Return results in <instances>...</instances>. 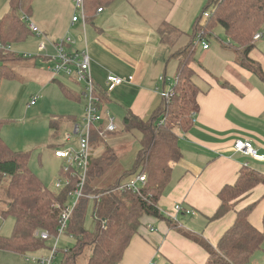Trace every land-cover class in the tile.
Wrapping results in <instances>:
<instances>
[{
  "label": "crops",
  "instance_id": "crops-1",
  "mask_svg": "<svg viewBox=\"0 0 264 264\" xmlns=\"http://www.w3.org/2000/svg\"><path fill=\"white\" fill-rule=\"evenodd\" d=\"M206 2L207 0H112L101 7V12L93 11L86 15V23L83 25L80 21L71 22L75 10L70 0L67 8L56 0H51L40 10L36 9L33 15L31 11L29 16L34 18L35 23L31 22L41 31L43 39L38 40L31 34L29 36L38 41L36 49L41 42H55L69 36L74 42L69 47L70 51L86 50L90 57L92 80L103 94L100 104L103 118L111 116L119 124L113 114L124 118L131 113L146 121L162 102L159 97L162 89L159 78L166 76L170 84V78L175 79L178 62L171 56L190 42L194 22ZM7 12L8 0L0 18ZM164 27L175 31L167 33L165 40L161 41L159 32ZM259 32L262 37L253 41L254 47L249 58L257 62L264 73V27ZM173 36H176L175 39ZM210 49V46L207 50L201 48L203 56L200 61L194 58L192 64V81L194 83V79L196 80L194 84L200 90L197 96L199 110L194 115L188 132L175 131L181 157L171 164L169 182L157 203L166 220L142 217L140 228L132 237L119 264H204L207 257L204 249L184 237L182 232L198 234L214 246L231 227L235 217L233 212H229L219 219L210 220L219 206L217 194L220 189L234 184L238 172L245 164L264 175V82L238 66L235 53L221 46L218 50ZM49 52L53 53L50 49ZM38 59L48 64L43 61L42 56ZM170 59H174L176 63L171 75L168 71ZM21 60L35 66L34 61L24 58ZM108 74L123 79L131 77L132 81L106 93L105 78ZM60 78L66 79L64 84L53 76L51 83L57 84L63 99L80 104L83 84L73 78ZM72 86L77 89L78 94L72 90ZM168 86L165 85V88ZM68 121L70 129L80 125L73 118ZM122 127L123 121L120 125L121 129ZM55 128L60 127L57 124ZM237 140L249 141L257 155L244 157L236 153L233 145ZM55 149L51 150L52 155ZM91 156L97 157L93 146ZM53 158L62 161L54 155ZM254 202L257 204L248 221L257 230H262L263 186H256L241 197L235 203L234 210H240ZM177 204L193 210L197 216L176 214L174 207ZM186 217L191 219L187 220ZM151 228L155 231L151 232ZM7 234L2 237H7ZM42 252L40 249L22 256L0 250V264H40L30 259L46 257ZM248 264H264V243Z\"/></svg>",
  "mask_w": 264,
  "mask_h": 264
},
{
  "label": "trees",
  "instance_id": "trees-1",
  "mask_svg": "<svg viewBox=\"0 0 264 264\" xmlns=\"http://www.w3.org/2000/svg\"><path fill=\"white\" fill-rule=\"evenodd\" d=\"M32 1L8 0V12L0 18L2 44H16L30 35L21 17L30 16ZM111 1L84 0L86 15L102 9L103 5ZM205 12L209 13V17L201 25ZM217 26L221 28L226 42L223 43L218 37L216 42L237 55L238 66L264 82L260 65L249 58L254 47L253 36L264 27V0H207L194 22L190 42L177 55L171 56L178 62L174 96L168 101H162L157 111L146 121L131 113L122 120L125 131H136L139 134V149L131 167L124 170L112 184L97 188L95 182L118 161L115 153L105 147L100 156H90L83 197L72 210L65 231L73 239L74 246L66 249L69 254L63 256L59 264H77L76 260L85 249H89L91 253L88 264H119L125 249L140 228L142 217L166 220L157 203L169 182L171 164L181 157L175 131L188 132L192 127L193 117L199 110L197 96L200 90L192 81V64L196 51L192 40L201 31L202 38L208 43ZM171 31L175 30L169 27L160 30L161 41ZM0 54L22 59L10 52ZM2 77L13 78L11 72L0 64V79ZM61 89L67 93L63 87ZM96 95L101 102L103 94L97 87ZM158 120L163 121L161 126H157ZM2 125L0 123V127ZM98 139V131L92 130L90 145L93 146ZM28 161L27 153L11 151L0 138V218L10 217L14 222L12 235L0 237V250L22 256L45 247L46 242L38 237L40 232H46L51 237L57 235L61 216L67 209L68 198L74 190L71 183L78 182L75 177H69L70 184L57 193L51 192L31 172ZM136 174L146 176V183L139 193L116 190L127 178ZM259 185L264 187V175L243 167L234 184L220 189L217 194L219 206L210 220L219 219L229 212H233L235 217L231 227L214 246L198 234L182 232L184 237L204 249L207 254L204 264H248L254 253L261 249L264 243V213L262 230H257L248 221L256 202L234 210L235 203ZM89 200L93 202V232L84 229ZM167 222L171 226L168 220Z\"/></svg>",
  "mask_w": 264,
  "mask_h": 264
},
{
  "label": "rangeland",
  "instance_id": "rangeland-1",
  "mask_svg": "<svg viewBox=\"0 0 264 264\" xmlns=\"http://www.w3.org/2000/svg\"><path fill=\"white\" fill-rule=\"evenodd\" d=\"M56 1L64 8H67L69 0ZM49 2L51 0H33L31 4L32 15L36 9L40 10L44 4ZM6 7L7 0H0V15ZM33 20L34 18L31 16L30 21L35 23ZM205 21L206 19L202 18L200 24L203 25ZM175 37L173 36V39ZM216 37L223 43L226 42L219 26L215 27L213 36L208 41V46H210L211 51L218 50L220 47L216 42ZM37 43L38 41L36 39L29 36L22 42L11 44V51L15 56L19 55L21 57L22 54L35 56V59L31 60L35 62V66L33 67L27 61L18 60L10 55L0 54V64L7 71H10L13 76V78L2 77L0 79V123H3L0 127V138L11 151L27 153L29 155V169L40 179L46 189L57 193L68 183L70 184L69 177L71 178L73 176L70 170L64 171L65 167H67L66 164L63 161H56L53 158L51 150L54 148L58 149V147L61 148L64 145V136L71 133L69 118H73L78 124H81L84 117L83 107L86 101L82 95L80 104L69 103L63 99L64 96L59 91L57 84L51 83L52 76L45 70L47 65L38 59L41 55L37 52ZM179 52L177 51L175 54L177 55ZM202 56L203 53L201 45L199 44L196 46L194 58L196 61H200ZM175 64L174 59L169 60L168 71L170 75L171 70L176 66ZM173 79V77L172 79L170 78L171 82H174ZM56 80L64 84L66 79L59 78ZM195 82L196 80L194 79ZM71 88L78 94L75 87L72 86ZM79 88L82 91L81 85ZM34 98H36L35 105L29 106L30 101ZM113 117L117 119L120 125L122 124L123 118L116 114H113ZM57 124L60 127L59 129L54 127ZM138 137L139 134L136 131L127 132L122 127L121 130L113 134H108L104 138L99 137L94 142L93 148L97 157L103 153L105 147L115 153L118 161L100 180L95 182L97 188H103L112 184L124 170L131 167L139 149ZM72 144H74V140ZM57 181H61V188L59 190L55 189V183ZM71 185L75 189L76 183L73 182ZM75 201V196H69L67 201L68 207L72 208ZM92 207L93 202L89 200L84 217V229L87 232H93L95 229ZM186 219L189 220L191 218L186 217ZM13 224V219L10 217L7 219L0 218V237L6 233H8L7 237H10L13 232ZM54 242L55 240H51L45 244V247L42 249L44 255L47 256L49 254V250L47 249L52 248ZM73 246L74 241L69 233L64 232L58 239L57 254L53 260V264H58L63 256L68 255L69 251L67 252L66 249ZM90 255V250L85 249L76 260V263L88 264ZM32 257L27 256V258Z\"/></svg>",
  "mask_w": 264,
  "mask_h": 264
},
{
  "label": "built area",
  "instance_id": "built-area-1",
  "mask_svg": "<svg viewBox=\"0 0 264 264\" xmlns=\"http://www.w3.org/2000/svg\"><path fill=\"white\" fill-rule=\"evenodd\" d=\"M75 14L72 16L71 22L76 23L80 21L83 25L86 23V13L84 7V0H70ZM102 9H98L97 12H101ZM209 13L205 12L203 18H208ZM21 21L26 24L28 31L31 36L35 37L38 40L43 39L41 31L30 21V18L27 16H22ZM202 32L199 31L195 38L192 40L194 47L201 45L203 50L209 48L208 43L202 38ZM261 34L257 33L253 36V41L259 40ZM73 40L69 36H65L55 42L44 43L41 42L37 46V52L42 56L43 61L47 64L46 70L49 71L53 77L60 78H73L76 82L83 84V98L86 103L84 105V117L80 125H76L71 129L70 134L64 136V146L56 149L53 152L55 158L62 160L67 167L64 171H71L73 177L77 179V184L74 191L70 194L76 197L72 208L67 207L63 212L57 235L51 237L46 232H40L38 237L42 241H51L55 240L52 248L49 249V254L46 257H41L38 259H30L34 263L40 264H52L54 258L57 254V242L59 237L66 231L68 220L70 218L71 212L76 206L78 200L83 197L82 191L85 186L86 173L89 158L91 156V145L90 138L92 130H99V137L104 138L107 134H113L121 130L120 126L116 123L115 119L112 117L102 116L101 111V102L99 97L96 95V86L91 77L90 72V57L86 50L83 51H70L69 47L73 45ZM49 49L53 51L51 54ZM0 52H11V45L2 44L0 42ZM22 58L32 60L35 56L31 54H22ZM132 78L123 79L121 77L108 74L105 78L107 92L114 90L115 88L121 86L124 83H130ZM159 81L162 85V89L159 93V97L162 101H168L175 94V85L174 82H168L169 79L166 76L159 78ZM165 85H169L165 88ZM36 98L32 99L29 103V106H34ZM104 124H101L103 123ZM163 123L162 120L157 121V126H161ZM74 140L75 145L72 144ZM233 150L236 153L244 157H255L257 155L256 151L253 149L252 144L247 140H237L233 145ZM247 167V164L244 165ZM146 176L144 174L132 175L123 183L117 187V191L124 192L130 191L134 194L139 193V190L145 185ZM61 188V181L55 183V189L59 190ZM176 214H182L190 217L197 216V213L191 209H185L181 204H177L174 207ZM151 232H154V229H150ZM151 264H156L152 262Z\"/></svg>",
  "mask_w": 264,
  "mask_h": 264
},
{
  "label": "bare ground",
  "instance_id": "bare-ground-1",
  "mask_svg": "<svg viewBox=\"0 0 264 264\" xmlns=\"http://www.w3.org/2000/svg\"><path fill=\"white\" fill-rule=\"evenodd\" d=\"M52 245H53V244H52ZM52 245H51V246H52Z\"/></svg>",
  "mask_w": 264,
  "mask_h": 264
}]
</instances>
